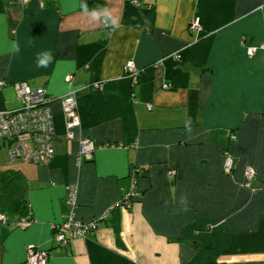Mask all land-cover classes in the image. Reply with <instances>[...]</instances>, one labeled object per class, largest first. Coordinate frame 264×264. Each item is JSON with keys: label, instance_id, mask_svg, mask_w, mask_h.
Listing matches in <instances>:
<instances>
[{"label": "crops", "instance_id": "obj_1", "mask_svg": "<svg viewBox=\"0 0 264 264\" xmlns=\"http://www.w3.org/2000/svg\"><path fill=\"white\" fill-rule=\"evenodd\" d=\"M263 45L264 0H0V110L20 106L18 82L55 96L51 162H10L0 143V177L20 176L27 204L0 202V264H27L29 245L51 252L45 264H264ZM45 51L52 60L38 68ZM94 80L105 87L86 89ZM71 90L74 139L58 99ZM81 137L97 149L79 163ZM68 185L78 219L107 217L59 246L53 225L71 212ZM133 189L132 206L119 205Z\"/></svg>", "mask_w": 264, "mask_h": 264}, {"label": "built area", "instance_id": "obj_2", "mask_svg": "<svg viewBox=\"0 0 264 264\" xmlns=\"http://www.w3.org/2000/svg\"><path fill=\"white\" fill-rule=\"evenodd\" d=\"M27 4L32 0H19ZM191 29L202 30L200 17H196L191 22ZM264 47V45H263ZM257 47H248L249 56H253ZM141 71L135 62L130 61L125 66V74L137 82ZM66 80L71 84L72 75H68ZM5 81L0 80V86ZM105 81L94 80L86 84L85 88L90 91L102 90ZM170 87L169 83L165 84ZM16 99L20 106L14 110H0V143L7 145V155L10 162H29L35 164H48L54 158V136L55 124L51 103L55 96L51 95L46 88H32L27 82H18L15 85ZM79 90H71L63 96L58 97L65 121V136L74 139V129L80 125V115L78 111ZM151 108V105H149ZM232 139L236 135L231 136ZM79 152L77 161L80 163L87 159H93L97 149L92 138L81 137L78 139ZM122 146L123 144H119ZM225 172L231 173L234 169V160L228 154L225 162ZM140 170H138L139 172ZM256 170L248 166L246 169V182L249 183L256 178ZM77 188L74 185L67 187V202L71 206V212L60 223L53 225L55 239L59 246H66L78 238L86 236L93 231L107 217L104 214L101 218L84 221L78 219L74 212L76 206ZM138 192L132 190L124 195L119 205L127 208L131 207L137 198ZM33 221L31 215L14 222L15 225L25 226ZM0 222H7L6 216L0 212ZM50 251L37 249L33 245L28 246L27 264H45L50 257Z\"/></svg>", "mask_w": 264, "mask_h": 264}, {"label": "trees", "instance_id": "obj_3", "mask_svg": "<svg viewBox=\"0 0 264 264\" xmlns=\"http://www.w3.org/2000/svg\"><path fill=\"white\" fill-rule=\"evenodd\" d=\"M0 189L3 208L14 211L19 209V206H27L23 199V183L20 176H14L10 172L4 173L0 177Z\"/></svg>", "mask_w": 264, "mask_h": 264}, {"label": "clouds", "instance_id": "obj_4", "mask_svg": "<svg viewBox=\"0 0 264 264\" xmlns=\"http://www.w3.org/2000/svg\"><path fill=\"white\" fill-rule=\"evenodd\" d=\"M84 7L86 9V5ZM92 15H93L94 19H98L99 18V13L97 11H95V10L93 11ZM107 22H108L109 26H111V27H119L118 20L116 18H113L110 13L108 14ZM16 50L19 51L18 46H17ZM51 60H52L51 52L50 51H45V52H43L41 54H38L36 66L38 68L39 67H47L48 64L51 62Z\"/></svg>", "mask_w": 264, "mask_h": 264}]
</instances>
